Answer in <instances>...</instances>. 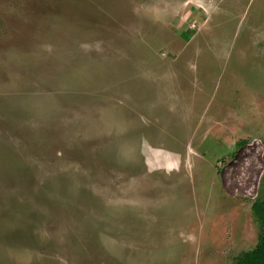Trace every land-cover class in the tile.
<instances>
[{"label": "rangeland", "instance_id": "rangeland-1", "mask_svg": "<svg viewBox=\"0 0 264 264\" xmlns=\"http://www.w3.org/2000/svg\"><path fill=\"white\" fill-rule=\"evenodd\" d=\"M264 200V0H0V264H237Z\"/></svg>", "mask_w": 264, "mask_h": 264}, {"label": "trees", "instance_id": "trees-1", "mask_svg": "<svg viewBox=\"0 0 264 264\" xmlns=\"http://www.w3.org/2000/svg\"><path fill=\"white\" fill-rule=\"evenodd\" d=\"M252 209L261 225L260 239L253 250L244 252L238 257L237 264H264V202H254Z\"/></svg>", "mask_w": 264, "mask_h": 264}, {"label": "flooded vegetation", "instance_id": "flooded-vegetation-1", "mask_svg": "<svg viewBox=\"0 0 264 264\" xmlns=\"http://www.w3.org/2000/svg\"><path fill=\"white\" fill-rule=\"evenodd\" d=\"M256 201H263V202H264V200H262V199H260V200H259V199H257ZM256 201H255V202H256ZM257 219H258V218H257ZM258 221H259V219H258ZM259 224H260V222H259Z\"/></svg>", "mask_w": 264, "mask_h": 264}]
</instances>
